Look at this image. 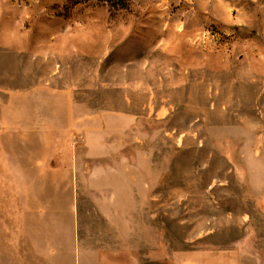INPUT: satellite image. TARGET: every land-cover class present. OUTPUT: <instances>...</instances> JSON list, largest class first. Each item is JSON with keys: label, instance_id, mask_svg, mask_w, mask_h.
I'll use <instances>...</instances> for the list:
<instances>
[{"label": "rangeland", "instance_id": "374dc122", "mask_svg": "<svg viewBox=\"0 0 264 264\" xmlns=\"http://www.w3.org/2000/svg\"><path fill=\"white\" fill-rule=\"evenodd\" d=\"M197 2L0 0L8 190L90 247L264 264V0Z\"/></svg>", "mask_w": 264, "mask_h": 264}, {"label": "crops", "instance_id": "0c3cea01", "mask_svg": "<svg viewBox=\"0 0 264 264\" xmlns=\"http://www.w3.org/2000/svg\"><path fill=\"white\" fill-rule=\"evenodd\" d=\"M5 106L0 111L3 129L0 127V134L6 133L8 116ZM2 150L3 154L0 144V264H240V256L232 251L192 249L168 252L159 238L150 244L148 255L138 253L129 242L109 248L87 246L83 239L82 243L76 239L69 212L67 223L56 228L54 203L49 201L54 199V192L39 194L22 188L17 190V186L8 190V183H17L18 176L12 178L7 174L10 165L6 147ZM39 199L43 201L40 203Z\"/></svg>", "mask_w": 264, "mask_h": 264}, {"label": "trees", "instance_id": "16d2710c", "mask_svg": "<svg viewBox=\"0 0 264 264\" xmlns=\"http://www.w3.org/2000/svg\"><path fill=\"white\" fill-rule=\"evenodd\" d=\"M67 2L72 3V5L77 6L81 5L82 3H89V2H98L101 4H108L109 6L117 7L118 9L126 10L128 9L129 0H66Z\"/></svg>", "mask_w": 264, "mask_h": 264}]
</instances>
